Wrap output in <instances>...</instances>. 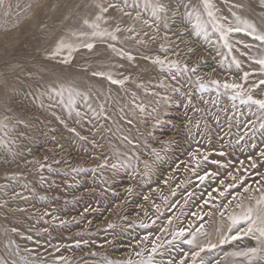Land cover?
<instances>
[{"label": "bare ground", "instance_id": "6f19581e", "mask_svg": "<svg viewBox=\"0 0 264 264\" xmlns=\"http://www.w3.org/2000/svg\"><path fill=\"white\" fill-rule=\"evenodd\" d=\"M159 3L167 11L158 17L145 9V0H127V6L125 0H6L9 15L0 7V264H77L69 258L76 251L90 254L91 264H106L91 255L92 232L100 224L87 213L92 207L84 175L94 170L93 179L121 195L110 209L111 224L133 216L137 199L126 198V186L140 194L141 217L151 214V220L129 221L137 228L136 251L152 226L161 234L126 262L264 264L234 255L259 247L253 237L221 242L247 227H232L229 216L257 208L264 197V110L242 102L249 95L264 99V65L258 63L264 41L255 38L264 34V0H212L222 24L241 28L228 34L231 50L210 23L207 35L196 34L195 15L187 13L195 6L207 22L202 0ZM100 6L108 9L101 29L119 27L117 39L73 37L93 31L83 21L95 20ZM245 21L255 27L251 35ZM61 38L94 47H79L68 59V49L54 55ZM157 57L165 63H155ZM225 83L241 88L226 89ZM62 86L66 90L57 96L52 90ZM67 89L74 90L71 106ZM245 126L249 139L238 142ZM212 134L213 144L204 142ZM175 148L180 156L173 159ZM212 151L241 187L202 221L181 227L164 209L182 204L180 196H186L178 194V184L186 183L187 170L210 162L201 157ZM181 159L184 170L174 179ZM185 252L190 255L183 260Z\"/></svg>", "mask_w": 264, "mask_h": 264}, {"label": "rangeland", "instance_id": "374dc122", "mask_svg": "<svg viewBox=\"0 0 264 264\" xmlns=\"http://www.w3.org/2000/svg\"><path fill=\"white\" fill-rule=\"evenodd\" d=\"M247 128L249 130V127ZM247 128L246 126L244 127L245 129L244 132H246V134L243 133L242 137L237 139L238 142H244L246 140V136L248 135ZM224 139H229V137L226 136L224 137ZM243 139L245 140L243 141ZM247 139H249V135L247 136ZM204 142L213 144V134L212 137L209 138V140L205 139ZM178 150L179 148L173 149V152L171 153L173 159L180 156V153L177 152ZM210 154L212 158L209 157ZM212 154L213 151L210 152L207 156L204 155L201 157V160L208 159L211 163L207 162V164L203 168L200 167L201 169L197 167L195 168L196 170L193 168L191 170H187L188 171L186 174L187 181H185L186 185L178 184V187L176 188L178 194L183 193L184 197L185 196L187 197V198L186 197L183 198V195L180 196L182 198L180 199L179 202L182 204L179 205L177 204L176 207H173L171 209H164V212L167 213L168 218H174L175 220L178 219V222L181 223L180 225L181 227L183 226L186 227L185 224L187 223L189 224L193 219H197L196 220L197 222L202 221L208 214V211L213 208V205H218V203H221L223 201H228L229 192L234 188L241 187L240 186L241 183H231L232 179H230V175H229L230 172L228 168L229 165L222 162L219 156H217L218 159L216 156L213 159ZM259 155L260 152L257 154V156ZM184 163L185 161L183 159L178 161L177 163L178 165L176 169H174L175 171L174 179H178L179 176L181 175L182 170H184L183 167ZM165 165L166 163H164L163 166ZM226 169L227 172L229 171L228 173L225 172ZM96 173H97L96 170H94L84 175V181H85L84 185L89 188L87 189L88 195L87 194L85 195L91 198L89 200L90 203L88 205L92 208H96L94 209V211L93 210L91 211L92 208L89 209L87 213L89 214V216L95 217L94 219L97 220L96 224L98 223L100 224L98 231L96 230L95 232H92L94 238L90 241V244L93 243L95 248L91 250L92 252L91 255H94L96 259H99L101 262H104L106 264H116V263L129 264L130 262L129 260L132 257L135 258L138 252L145 253L149 248L148 247L149 242L159 239L160 237L159 235L161 234L157 232L156 226L154 227L152 226L151 227L152 231L149 234H147L145 245H143L141 249L139 248L140 251H136L137 250L136 240L138 239V237L135 236V234H138L136 230L137 228H132V226L129 225V221L134 223L135 221H137V219L141 221H145L148 219L151 220L152 219L151 214L146 213V215H144L145 217H141L143 216L142 211L144 205L140 200V194L137 195L136 193L131 191L130 188H128V186H126L128 189V190L126 189L128 191L126 192L127 193L126 198L129 197L130 199L129 198L128 199L130 201H135L134 197L137 199L136 204L133 207L134 208L133 213H131V215L133 216L127 218L124 223L122 222L123 224L121 222L119 223V225L111 224L110 222L111 218L112 217L114 218V216H113V211L110 209H112L114 202H117L118 200L120 201L121 195L110 193V191H108L105 185L99 183L97 179H93L92 175ZM202 177L203 179H201ZM221 193H224V195H221ZM92 226L91 225L89 226L88 231H90V228ZM169 235L170 233H168V231L163 234L164 242L169 241V237H168ZM146 247H148L147 250ZM86 253L85 252L83 253L81 251H76L70 253L69 258L77 264H91L89 261L86 260V258L90 256V254H86ZM189 255H190L189 252H185L183 256V260L188 259ZM199 257L200 256L198 255L197 261L202 262V260L199 259ZM126 258L127 259L129 258L128 262H126ZM169 261L171 262V260ZM190 264L193 263L191 262Z\"/></svg>", "mask_w": 264, "mask_h": 264}, {"label": "snow or ice", "instance_id": "6c2138e0", "mask_svg": "<svg viewBox=\"0 0 264 264\" xmlns=\"http://www.w3.org/2000/svg\"><path fill=\"white\" fill-rule=\"evenodd\" d=\"M125 5L127 6V0H125ZM202 5H203L204 11L207 13V17L209 18L207 22L202 21L201 13L195 6H192V11L187 13V15L190 18L193 15H195L196 24L193 27L196 29V34L200 35L201 32H203L205 35H207V24L210 23L212 25L213 29L220 33L221 37L224 40L225 46L228 47L229 50H231V45L228 44V34L231 32H234V31L239 32V31H241V28L240 27H235V28L226 27L224 24H222L220 22V18H218L216 15L215 5L212 3V0H202ZM0 7L5 8L4 15L10 14L11 4H6V0H0ZM144 7L146 10L150 7L151 11H152V15L157 16V17H158V13H163V12L167 11L166 6L159 3V0H156L155 3H153L152 0H145ZM107 11H108L107 8L100 6V13L101 14L97 15L95 17V20L89 21L88 19H84V21H83L84 25L93 30L90 34L88 32H80V33L73 32V33H71V35L73 37H76V36H80V37H89V36L90 37H105V36H108V37H111L112 40H116L117 36L115 33L120 31L119 27H117L115 29V32H109L107 29H101V27H100L101 22L104 21L103 13H105ZM125 14L131 15V13H125ZM140 16H141L140 12H137L136 19H140ZM239 19L240 18L237 17V21H239ZM144 23H147V21H144ZM243 23L246 24L247 28L252 30L251 32H249V35H251L252 33H254L256 31L254 25L249 24L246 21ZM129 31H131V29H129ZM255 38L257 40L264 41V34H257ZM79 47H86L88 49H92L94 47V45H93V43H84L82 45L74 44L66 38H61L57 44L54 55H58L62 50L68 49V51H69L68 59H70L71 53L76 51ZM110 47H113V46L110 45ZM113 50H115V48H113ZM129 58H131V57H129ZM65 62H67V61H65ZM154 62L161 64V65H163L165 63L164 61L160 60L158 57L156 58V60ZM258 63H260L261 65H264V60H260V61H258ZM170 66L171 67H179L178 63H176V62H172ZM184 70L185 71L188 70L187 65L184 66ZM192 71H195V69L193 68ZM95 74L96 73H94V75ZM99 75H104V74L99 73ZM246 77H247V74H245V78ZM108 78L111 79V76H109ZM112 82L116 83V84H121V85L124 83L123 80H113ZM213 83L219 85L218 81H214ZM261 84H264V80L261 81ZM201 87L203 88L204 85H201ZM223 87L226 89H228V88L238 89V88H241V85L225 83L223 85ZM65 90L66 89H64L62 86L59 91H57L56 89H53L52 91L56 92L57 96H63ZM67 91L69 93V106H71L72 104L75 103V100L73 97L74 90L73 89H67ZM76 95H80V93L77 92ZM232 98L236 99V96H233ZM242 102H251L253 104L258 105L260 109L264 110V99H253L252 96L249 95L247 97V100L245 101L242 99ZM73 131H75V130L73 129ZM201 179H203V177ZM229 187H231V186H229ZM245 191H247V189H245ZM221 195H224V193H221ZM256 203H257V208H255V209L252 207H249V208H247L246 211H243L241 213V215H239V216H235V215L229 216V219L232 222V227H236L237 225H239L241 223L246 224L247 227L244 228L242 230V232L238 231L236 235H233L231 237H224L221 242L222 243L227 242L229 239L238 240V239H241L243 236H251L258 241L259 247H249L246 251L234 253V255L248 256L250 258H257L258 257V258L264 260V197L257 200ZM180 235H183V232H181ZM186 243L191 244V243H193V240H188V241H186ZM212 247H215V245H212ZM155 251H156V249L153 248V252H155ZM129 264H130V262H129ZM149 264H150V261H149Z\"/></svg>", "mask_w": 264, "mask_h": 264}]
</instances>
